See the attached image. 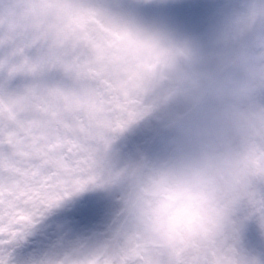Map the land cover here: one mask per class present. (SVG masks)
Instances as JSON below:
<instances>
[{
  "label": "clouds",
  "instance_id": "obj_1",
  "mask_svg": "<svg viewBox=\"0 0 264 264\" xmlns=\"http://www.w3.org/2000/svg\"><path fill=\"white\" fill-rule=\"evenodd\" d=\"M0 264H264V0H0Z\"/></svg>",
  "mask_w": 264,
  "mask_h": 264
}]
</instances>
